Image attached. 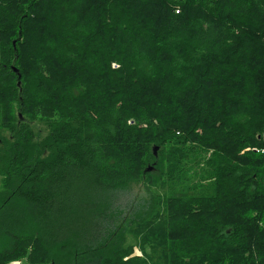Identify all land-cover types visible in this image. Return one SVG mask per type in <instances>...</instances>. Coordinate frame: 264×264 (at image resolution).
Listing matches in <instances>:
<instances>
[{
  "label": "trees",
  "instance_id": "obj_1",
  "mask_svg": "<svg viewBox=\"0 0 264 264\" xmlns=\"http://www.w3.org/2000/svg\"><path fill=\"white\" fill-rule=\"evenodd\" d=\"M1 130L0 264H264V0H0Z\"/></svg>",
  "mask_w": 264,
  "mask_h": 264
},
{
  "label": "rangeland",
  "instance_id": "obj_2",
  "mask_svg": "<svg viewBox=\"0 0 264 264\" xmlns=\"http://www.w3.org/2000/svg\"><path fill=\"white\" fill-rule=\"evenodd\" d=\"M7 137L8 132L1 130L0 142L3 138ZM149 167H153L154 169L150 173L155 174V166L150 164L146 168L148 169ZM203 175L207 177L210 174L203 173ZM124 185L129 190L128 196H125L124 203L125 205L130 204L124 213L129 219L128 222L132 224L125 228V245L132 246L135 254L140 257H147L148 259L157 257L160 260L164 257L161 250L167 244V232L162 230V226L167 225L165 219L167 209L165 210L164 207L161 208V214L157 212L155 216H151L150 213L152 211L151 203L154 201L153 196L161 197L165 203L167 189L163 186L162 182H159L156 187L151 188V191H148L144 181L128 182ZM27 263L28 261L26 259Z\"/></svg>",
  "mask_w": 264,
  "mask_h": 264
},
{
  "label": "water",
  "instance_id": "obj_3",
  "mask_svg": "<svg viewBox=\"0 0 264 264\" xmlns=\"http://www.w3.org/2000/svg\"><path fill=\"white\" fill-rule=\"evenodd\" d=\"M15 45H16V43L14 42V47H15ZM15 72H16V73H19V71H18L17 69H15ZM20 78H21V76L19 75V79H20ZM19 85H20V82H19ZM158 150H159L158 147H155V148H154V155H155V157H157V155H158ZM152 170H153V167H149V168H148V171H149V172H151Z\"/></svg>",
  "mask_w": 264,
  "mask_h": 264
},
{
  "label": "crops",
  "instance_id": "obj_4",
  "mask_svg": "<svg viewBox=\"0 0 264 264\" xmlns=\"http://www.w3.org/2000/svg\"><path fill=\"white\" fill-rule=\"evenodd\" d=\"M18 264H22V262H19Z\"/></svg>",
  "mask_w": 264,
  "mask_h": 264
}]
</instances>
